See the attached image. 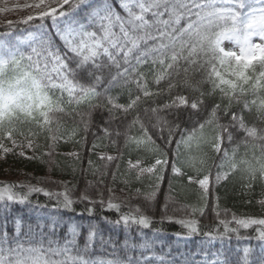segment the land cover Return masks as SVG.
Masks as SVG:
<instances>
[{"label": "snow or ice", "instance_id": "obj_1", "mask_svg": "<svg viewBox=\"0 0 264 264\" xmlns=\"http://www.w3.org/2000/svg\"><path fill=\"white\" fill-rule=\"evenodd\" d=\"M0 5V14L28 12L19 20L0 23V157L12 154L36 159L35 153L44 148L41 156L51 158L61 142L86 139L80 133L90 130L92 115L99 110L108 113L105 124L126 121L124 131L117 129L114 135L124 137L130 157L132 151L145 154L128 159L126 184L131 183L128 176L136 181L148 178L158 189L170 164L174 177L202 190V206L193 212L204 215L211 180L210 169L206 171L207 149L221 157L216 165L217 183L239 173L245 188H253L256 182L264 185V0H25L12 6L9 0H0ZM33 21H39L34 30L25 29L23 35L17 32L18 24L31 26ZM225 41L233 47L225 48ZM105 73L107 84L101 91ZM195 74L200 79L194 81ZM116 88L121 93L113 95ZM124 90L128 100L121 103ZM163 95L167 99L157 103ZM141 105L160 139L167 132V144L175 142L177 150L184 149L186 158L182 162L170 163L166 154H157L156 141L140 114ZM205 111V118L193 121L191 129L182 126L185 116L192 120ZM245 113L253 117V122ZM68 119L73 121L71 125ZM101 130L113 145L117 144L108 127ZM225 143L231 147H225ZM29 152L33 155L28 156ZM150 153L154 154L153 162H148ZM67 155L79 158L77 152ZM121 155L101 154L99 159L111 163ZM112 175L115 180L116 173ZM16 187L23 185L0 186V208L4 211L11 204H26L33 192L56 195L58 205L74 210L67 191L53 194L28 186L27 192L17 193ZM108 192L107 201L103 193L99 200L82 193L80 200L90 205L99 203L102 211L117 213L115 221L101 217L105 223L125 229L151 227L152 220L141 214L138 206L122 213L113 189ZM154 197L155 191L145 195V199ZM258 203L264 207V199ZM87 212L92 216L94 207ZM212 212L217 226L203 233L202 243L220 241L221 249L212 251L211 259L206 255L199 264H231L224 241L230 242L233 235L241 239L240 229L253 226L255 235L244 238L258 242L260 264H264V217L233 214L231 220L221 219L218 197ZM163 219L185 230L175 234L177 240L200 234L195 219ZM36 227L39 232L31 224L23 232L17 219L10 235L5 221L0 230V264H133L131 256L126 260L92 256L98 236L101 246L112 241L111 237L105 240L100 236L91 223L83 247L78 243L80 232L75 224L68 226L62 241L44 232L48 227L54 234L56 222L48 225L37 218ZM148 246V242L140 245L145 249ZM122 247L127 251L135 245L126 239ZM242 251L236 264H250L253 249L246 246ZM151 259L145 257L143 264H150ZM156 259L164 264V257Z\"/></svg>", "mask_w": 264, "mask_h": 264}, {"label": "trees", "instance_id": "obj_2", "mask_svg": "<svg viewBox=\"0 0 264 264\" xmlns=\"http://www.w3.org/2000/svg\"><path fill=\"white\" fill-rule=\"evenodd\" d=\"M38 23L39 21H33L31 26L18 24L17 32L23 35L25 29L34 30V25ZM0 31H3V28H0ZM198 79H200L199 74H195L193 80ZM106 84L107 73H105V80L100 85L99 90L102 91ZM204 87L207 88V85H204ZM117 93H121V90L118 88L112 90L113 95ZM166 99L167 96L163 95L158 97L156 102L163 103ZM127 100L128 93L127 90H124L120 96V102L126 103ZM149 106H151V103ZM143 107L144 105H141L140 114L145 123L149 125V130L156 141V147L159 149L157 154H166L171 163L177 159L180 149L177 150L175 142L170 146L167 144V132L164 133V139H160L159 133L151 128L148 117L144 116ZM206 115L207 112L205 111L199 117H193L192 120H188L185 116L182 120V126L191 129L195 126L193 121L196 119L202 120ZM245 116L250 123L253 122L252 116L247 113H245ZM107 119L108 113L106 111L98 110L94 112L91 118L90 130L86 134L83 131L80 133L81 137L86 135V139H81L79 143L61 142L56 149L57 154L51 158L41 156V153L45 151L44 148L35 153L36 159H26L12 154H8L6 158L0 157V186L5 184L23 185V187L14 188L17 193L27 192L28 186L41 188L53 194L67 191L68 196L73 200L74 209L70 211L58 205L56 195L49 197L44 195L43 192H33L24 205L11 204L7 211L0 208V230L7 221V231L11 235L14 231L15 220L19 219L23 232L27 231V225L29 224L33 225L36 232H39L40 229L36 227L37 218H39L40 223L48 225L56 222V232L54 234L49 232L48 227L44 228V232L52 235L54 239L58 237L62 241L67 234L68 226L75 224L80 232L78 243L83 247L85 236L89 230L88 225L91 223L97 226L100 236H103L105 240L111 237L112 241L111 244L101 246L98 236L95 248L91 253L94 257L99 256L109 259L119 257L126 260L131 256L133 264H143L144 258L152 254L147 250L142 253L139 249L141 244L148 242L155 255V258L151 257L150 264H161L156 259L161 256L164 257V264H199L206 255L211 259L212 251L221 249L220 241H216L214 244L202 243L205 240L203 233L211 231L217 226L216 217L212 212V205L217 197L221 219L231 220L233 214L237 217H264V207L258 203L259 200L264 199V185L256 182L253 188H245L242 185L239 173L232 174L228 179L217 183L215 181V175L218 171L216 165L220 163L221 157L215 153L209 156L210 193L208 207L205 209L204 215H201L198 211L193 212L194 208L202 206L200 200L202 190L197 185L188 184L186 179L174 177L170 164L165 167L164 178L159 182L158 189L152 187L153 181L148 178L136 181L133 176H128L127 179L131 183H124V173L127 170L128 159L135 160L137 155L144 156L145 154L132 151L130 157L129 150L124 147V137L114 135L117 129L121 132L124 131L126 121L116 120L110 124H105L104 122ZM128 119H131V117ZM72 123L73 121L68 119V124L71 125ZM102 127H108L113 132L111 139L116 140L117 144L113 145L111 143L110 139L101 130ZM176 139H179V136ZM93 142L96 143L97 147L93 148ZM235 142L233 141V143ZM40 143L41 145L44 143L42 138ZM224 146L231 147L227 143ZM72 152H77L79 158L67 155ZM241 152H243V149H241ZM173 153H177V155L174 156ZM101 154L122 155L120 159L109 163L99 159ZM32 155L33 153H28V156ZM147 156L148 162H153L154 154L150 153ZM89 160L92 161L91 165ZM105 164H107V168H105ZM117 165L119 169H117ZM105 172L107 175L102 176L101 174ZM112 173H116L115 180ZM101 179L103 182H101ZM109 188L113 189L115 202L121 204L122 213H128L138 206L141 214L152 220L151 227L140 229L138 226H132L130 229H125L122 225L117 227L114 224L105 223L101 217H108L109 220L115 221L117 213L115 211H102L99 203L90 205L87 201L80 200L82 193H86L93 200L101 199V193H103V199L107 201ZM136 189L141 190L140 194L136 193ZM151 191H155V197L145 199V195ZM59 199L62 201L63 197H59ZM165 205H167L166 212L164 210ZM89 207H94L92 216L88 215L87 209ZM225 210H227L226 214ZM38 213L45 215L40 217ZM80 213H83V215H80ZM165 217L195 219L198 222L200 234L192 236L187 241H179L176 239L175 234L184 233L185 230L181 225L163 219ZM231 226L235 227L234 224ZM255 227L253 226L248 230L240 229L241 239L239 240L233 235L230 242L224 241V247L231 264H236L238 258L243 255L242 250L246 246L253 249L249 256L250 264H260L262 254L258 242L244 238L255 235ZM220 228L222 231V226ZM150 238L155 239V241H149ZM126 239L135 247H130L126 251L122 247ZM38 240L39 237L37 236L36 241L38 242Z\"/></svg>", "mask_w": 264, "mask_h": 264}, {"label": "rangeland", "instance_id": "obj_3", "mask_svg": "<svg viewBox=\"0 0 264 264\" xmlns=\"http://www.w3.org/2000/svg\"><path fill=\"white\" fill-rule=\"evenodd\" d=\"M17 2L19 3H24L25 0H9V6H12L14 4H16ZM3 5H0V7H2ZM28 14L27 11H15V12H9V13H4V14H0V23H2L5 19H11L13 21H16V20H19L20 18L26 16ZM224 47L225 48H232L233 47V44L229 41H225L224 42ZM207 151V150H205ZM212 154V152L210 150H208V158H207V168H206V171L208 169V166H209V156ZM186 158V154H185V151L184 149L181 147L179 153H178V156H177V159L176 161L179 163V162H182L184 159ZM177 239V237H176ZM149 241L153 242L155 241V239L153 238H150ZM179 241H187V239H180ZM156 244H158L156 242ZM148 248L150 249H145V248H140V252H146L149 251V253H151L152 255H149L147 257H152V258H155V255L153 253V248L149 245ZM158 260V259H157Z\"/></svg>", "mask_w": 264, "mask_h": 264}, {"label": "bare ground", "instance_id": "obj_4", "mask_svg": "<svg viewBox=\"0 0 264 264\" xmlns=\"http://www.w3.org/2000/svg\"><path fill=\"white\" fill-rule=\"evenodd\" d=\"M38 214L40 215V217H44V215H45V214H40V213H38Z\"/></svg>", "mask_w": 264, "mask_h": 264}]
</instances>
